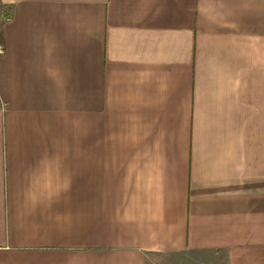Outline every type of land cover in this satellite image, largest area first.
<instances>
[{
  "label": "crops",
  "instance_id": "0c3cea01",
  "mask_svg": "<svg viewBox=\"0 0 264 264\" xmlns=\"http://www.w3.org/2000/svg\"><path fill=\"white\" fill-rule=\"evenodd\" d=\"M0 8V264H264V0Z\"/></svg>",
  "mask_w": 264,
  "mask_h": 264
},
{
  "label": "rangeland",
  "instance_id": "374dc122",
  "mask_svg": "<svg viewBox=\"0 0 264 264\" xmlns=\"http://www.w3.org/2000/svg\"><path fill=\"white\" fill-rule=\"evenodd\" d=\"M1 11H2V9L0 8V26H1L2 21H3L2 18H1V16H2V12ZM0 32H1V27H0Z\"/></svg>",
  "mask_w": 264,
  "mask_h": 264
},
{
  "label": "built area",
  "instance_id": "2783aa9c",
  "mask_svg": "<svg viewBox=\"0 0 264 264\" xmlns=\"http://www.w3.org/2000/svg\"><path fill=\"white\" fill-rule=\"evenodd\" d=\"M1 53H3V49H2V47L0 46V54H1Z\"/></svg>",
  "mask_w": 264,
  "mask_h": 264
}]
</instances>
